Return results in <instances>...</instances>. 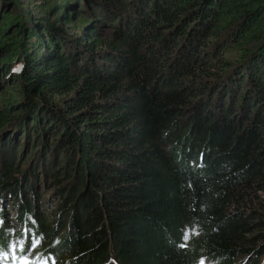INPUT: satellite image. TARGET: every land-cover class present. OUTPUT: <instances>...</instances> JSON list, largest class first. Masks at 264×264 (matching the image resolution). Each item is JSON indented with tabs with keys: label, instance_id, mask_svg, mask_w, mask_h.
Here are the masks:
<instances>
[{
	"label": "trees",
	"instance_id": "1",
	"mask_svg": "<svg viewBox=\"0 0 264 264\" xmlns=\"http://www.w3.org/2000/svg\"><path fill=\"white\" fill-rule=\"evenodd\" d=\"M28 4L0 0V256L14 245L28 264L264 257V0ZM87 6L107 37L63 28ZM13 131L32 143L33 169L17 176ZM46 177L60 193L49 215Z\"/></svg>",
	"mask_w": 264,
	"mask_h": 264
},
{
	"label": "rangeland",
	"instance_id": "2",
	"mask_svg": "<svg viewBox=\"0 0 264 264\" xmlns=\"http://www.w3.org/2000/svg\"><path fill=\"white\" fill-rule=\"evenodd\" d=\"M48 1L50 3H52V2H58L61 0H48ZM68 1H70V0H68ZM35 2L39 3L40 0H35ZM22 3H23L22 6H24L25 9L29 10L31 8V5L28 4V0H22ZM83 7H78L79 9L77 10L76 13L73 9L70 8L72 10L71 12H74V14H75L74 15V17H75L74 21L75 22L73 23L74 26L67 27V25H62L63 28L68 33H72V32L77 31L83 25V27H87V28L92 27V29H96L97 30V35L95 36L96 38L107 37L109 32H110V29H109L110 25H108L109 23H107V21H103V23H99V22L97 23L95 21L97 16L93 15V10L87 6V7H85V11H84ZM84 16H85V20H86L85 23L82 21V18ZM93 23L96 25L91 26V25H93ZM60 24H62V23H60ZM92 36H94V34H92ZM19 69H20V65L16 64L14 61L12 71L17 73V72H19ZM9 84L10 83H8V82L3 83V87L8 86ZM234 110H236L238 112L237 107H234L233 111ZM0 111H1V109H0ZM9 130H10V128L3 130L2 138H5L6 134L9 132ZM12 136H14V137H11L8 141L9 144L7 143L6 145L8 146L7 148H10V150H11L12 146H13L14 151L16 150L15 163L17 165H15V168H14V170H12V173L14 176H17L18 172H20L21 169L24 170L27 166H28L27 169H29V171H30V169H33V166L30 167V165H31L30 160L32 158L31 157L32 154L30 153V151L32 149V143L25 144L24 139H22V138H19L18 140H14V138L16 136L14 131L12 132ZM12 139H13V142H10ZM14 141H15V143H14ZM27 163H29V164H27ZM41 168H39V170ZM45 180H46L45 185L38 186V189H37V195L39 196L38 206H39V208L41 207L42 213H44V214L46 213L47 215H49L51 213V211H54L57 208L58 197H59L60 193L56 192L54 185H53L54 182L51 180V178L46 177ZM255 195H256V197H259V199L261 200V201L258 200L260 202L259 207L261 209V210L260 209H258V210H260L261 212H264V195H259V193H256ZM13 212H14V209H11L8 211V213H6V218L9 219L12 224H14V220H13L14 219V213ZM262 230H264V228ZM19 248H20V246L14 248V245H12L11 251L9 254H5V255L0 256V264H28L31 260L30 259L31 257L28 255L19 256L18 254H16L15 249L19 250ZM29 252H30V250H29ZM261 254L262 253H259L256 257H253V258L251 257L248 259H247V256L241 257V258H239V263H237V264H241L242 260H246V264H262L261 261L264 257ZM198 264H211V262H209L205 259H201Z\"/></svg>",
	"mask_w": 264,
	"mask_h": 264
}]
</instances>
